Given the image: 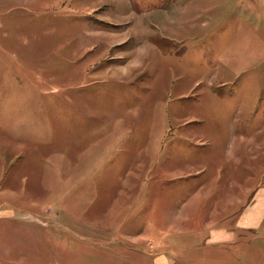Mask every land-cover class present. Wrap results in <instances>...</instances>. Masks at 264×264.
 I'll return each instance as SVG.
<instances>
[{
	"label": "rangeland",
	"instance_id": "1",
	"mask_svg": "<svg viewBox=\"0 0 264 264\" xmlns=\"http://www.w3.org/2000/svg\"><path fill=\"white\" fill-rule=\"evenodd\" d=\"M243 183L264 0H0V264H264Z\"/></svg>",
	"mask_w": 264,
	"mask_h": 264
},
{
	"label": "crops",
	"instance_id": "2",
	"mask_svg": "<svg viewBox=\"0 0 264 264\" xmlns=\"http://www.w3.org/2000/svg\"><path fill=\"white\" fill-rule=\"evenodd\" d=\"M251 187L249 185H245L244 183L240 187L239 191H234L230 197L227 198L225 203L223 204V214H227L231 212L232 210H235L236 208H240V214L237 222V228H247L249 226L252 227H258L261 225V221L264 218V213L259 210L258 212L250 211V207H253L255 205L261 206L263 204L264 206V195H259L256 200H254L248 207H245L244 205L248 203V199L251 195ZM249 208V209H248ZM192 219L195 220L194 216L187 215L184 217L183 222H177L173 225L175 228H181V229H187L189 221H192ZM209 232V231H208ZM210 235L215 238L216 240H222L225 235H233V233L228 230H222V229H211Z\"/></svg>",
	"mask_w": 264,
	"mask_h": 264
}]
</instances>
